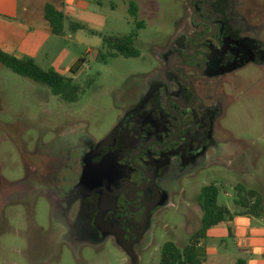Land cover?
Wrapping results in <instances>:
<instances>
[{"label":"flooded vegetation","instance_id":"af4514ba","mask_svg":"<svg viewBox=\"0 0 264 264\" xmlns=\"http://www.w3.org/2000/svg\"><path fill=\"white\" fill-rule=\"evenodd\" d=\"M181 2L151 66L119 91L106 128L73 121L24 152L21 177L0 172L9 209L19 198L32 210L47 203L49 249L66 247L72 264H98L79 255L102 247L120 250L121 264H151L143 254L184 182L211 168L231 171L228 164L247 177L257 159L255 142L237 138L225 121L240 95L264 91V0ZM9 209H0V223ZM205 240L192 241L196 254H206ZM167 243L177 246L164 242L157 264L178 262L161 257Z\"/></svg>","mask_w":264,"mask_h":264},{"label":"rangeland","instance_id":"374dc122","mask_svg":"<svg viewBox=\"0 0 264 264\" xmlns=\"http://www.w3.org/2000/svg\"><path fill=\"white\" fill-rule=\"evenodd\" d=\"M138 8V18L143 27L137 30L135 48L137 57H107L95 62L93 54L101 46V36H125L136 30L135 20L129 16L128 3ZM45 4L62 10L71 20L87 25L98 36L86 30L66 33L63 37L50 34L43 19ZM17 15L8 20L25 27L29 36L25 41L26 56L40 68L52 69L76 82L92 81L76 103L66 104L53 96L50 90L27 78L14 74L0 64V172L6 179L22 176L25 164L23 154L32 151L37 142H47L50 136L73 121H83L94 132L104 129L114 119L118 93L153 62V49L162 44L171 33L172 26L182 12L181 0H17ZM15 57L17 55H14ZM18 57V56H17ZM79 69H71L79 64ZM240 95L231 106L225 124L240 139L255 142L258 154L249 176L241 177L227 168H211L183 184V194L173 199L163 216L164 227L156 237L148 254L151 264L160 259V247L173 241L182 248L200 225L197 195L201 187L210 184L227 185L218 196V203L230 211L234 206L231 186L242 184L260 193L264 202V91ZM65 129H69L65 128ZM34 143L28 146L27 140ZM10 139L13 141L10 142ZM15 140V142H14ZM40 148V147H39ZM222 164H219L221 166ZM23 178V177H22ZM6 183V182H5ZM2 188V187H0ZM8 190L5 191L7 195ZM2 200V199H1ZM22 199L10 202L8 196L0 201V209L12 211L5 223H0V264H72L73 255L62 246L57 254L47 244L48 207L38 200L33 210ZM26 204V205H25ZM42 228L39 230L38 228ZM211 232L205 240L206 254L201 264H234L239 258L248 264H264V244L251 247L254 238H264V218H251L243 229L231 225L230 234ZM216 234V237L213 236ZM223 234V235H221ZM80 258H94L98 264H121L124 255L116 247L82 249ZM145 262V260H144Z\"/></svg>","mask_w":264,"mask_h":264},{"label":"trees","instance_id":"16d2710c","mask_svg":"<svg viewBox=\"0 0 264 264\" xmlns=\"http://www.w3.org/2000/svg\"><path fill=\"white\" fill-rule=\"evenodd\" d=\"M128 13L135 22L136 30L125 36H101V46L93 54L95 62H104L107 57L122 56L126 58L137 57L135 48L137 30L143 27V22L138 18V8L133 2L128 3ZM43 19L46 22L50 34L63 37L66 33H74L77 30H86L91 35L98 33L89 29L87 25L71 20L62 10L56 9L51 4H45ZM76 64L71 73L79 69L81 62ZM0 64L14 74L27 78L35 83L47 87L51 94L66 104L76 103L84 88L92 84V81L76 82L72 77L60 74L52 69L40 68L31 58L5 54L0 51ZM227 185L211 183L200 188L197 195V203L200 210V226L189 238V243L183 248H178L173 243H167L162 250L163 259H174L177 264H201L204 255L196 254L191 247L192 241L206 239L208 230L221 224L229 223L237 216L248 218H264V202L259 192L245 187L242 184L231 186L234 206L238 212L230 211L226 206L219 204L217 199ZM234 264H246V260L237 259Z\"/></svg>","mask_w":264,"mask_h":264},{"label":"crops","instance_id":"0c3cea01","mask_svg":"<svg viewBox=\"0 0 264 264\" xmlns=\"http://www.w3.org/2000/svg\"><path fill=\"white\" fill-rule=\"evenodd\" d=\"M17 12V0H0V51L9 55H17L20 58L26 56L27 48L24 43L29 36V31L25 27L16 26L7 22L8 20H14ZM250 219L251 218L244 216H237L233 218L231 222L224 224L226 226L225 232L228 235L230 234L229 231L231 229V225L236 229L245 228ZM219 231L224 230L220 229L218 226L208 230L206 238L211 236V232L218 233ZM213 236L216 237V234H213ZM263 244V237L260 239L254 238L251 242V247L247 249L251 251L252 247H259ZM246 264H248L247 261Z\"/></svg>","mask_w":264,"mask_h":264},{"label":"water","instance_id":"95a60500","mask_svg":"<svg viewBox=\"0 0 264 264\" xmlns=\"http://www.w3.org/2000/svg\"><path fill=\"white\" fill-rule=\"evenodd\" d=\"M16 58H19V57L16 56Z\"/></svg>","mask_w":264,"mask_h":264}]
</instances>
